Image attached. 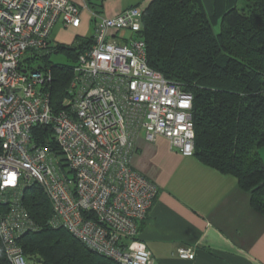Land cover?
Masks as SVG:
<instances>
[{"label": "built area", "instance_id": "obj_1", "mask_svg": "<svg viewBox=\"0 0 264 264\" xmlns=\"http://www.w3.org/2000/svg\"><path fill=\"white\" fill-rule=\"evenodd\" d=\"M72 0H0V239L10 264H29L18 238L35 227L22 203L38 184L50 222L119 264H159L140 239V222L158 192L131 158L142 130L169 139L185 156L195 152L193 95L153 69L139 36L143 9L109 17ZM91 13L92 45L79 55L67 109L54 111L46 89L54 27L78 28ZM39 61L41 66H34ZM50 125L60 153L35 143V125ZM177 255L194 259L192 248Z\"/></svg>", "mask_w": 264, "mask_h": 264}, {"label": "trees", "instance_id": "obj_2", "mask_svg": "<svg viewBox=\"0 0 264 264\" xmlns=\"http://www.w3.org/2000/svg\"><path fill=\"white\" fill-rule=\"evenodd\" d=\"M139 36L146 43L148 64L193 95L194 155L234 175L264 215V0H151L143 8ZM93 42V30L70 47L51 40L49 51L40 56L42 63L63 52L74 62L44 63L52 72L46 89L54 111L67 109L74 67ZM31 133L35 143L60 153L50 125H35ZM22 203L36 223L18 238L26 259L119 264L52 225L51 203L38 184L24 190ZM8 209L9 203L1 201L0 212ZM0 264H10L1 239Z\"/></svg>", "mask_w": 264, "mask_h": 264}, {"label": "crops", "instance_id": "obj_3", "mask_svg": "<svg viewBox=\"0 0 264 264\" xmlns=\"http://www.w3.org/2000/svg\"><path fill=\"white\" fill-rule=\"evenodd\" d=\"M72 1L112 17L151 0ZM81 15L77 29L91 20L88 9ZM260 154L264 160V147ZM131 165L158 185L139 235L159 264H264V215L234 175L196 155H183L164 136L148 140L144 130L136 138ZM183 246L194 250V259L177 255ZM29 264L41 263L30 259Z\"/></svg>", "mask_w": 264, "mask_h": 264}, {"label": "rangeland", "instance_id": "obj_4", "mask_svg": "<svg viewBox=\"0 0 264 264\" xmlns=\"http://www.w3.org/2000/svg\"><path fill=\"white\" fill-rule=\"evenodd\" d=\"M205 1H208V0H205ZM147 4L140 6V8L143 9ZM207 6L209 7V2H207ZM216 28L218 29V25L216 26ZM91 35H92V26L90 25L89 18H88L86 23H84V25L80 29L72 28V27L65 28V27H62L60 24L57 25L53 29L52 40H54L55 45L61 44V45H66L70 47L74 45V43L77 41L79 37L85 38V37H90ZM45 62L50 65H57V64L71 65L72 63H74L73 59H71L69 55L63 52L52 54L50 57H48L47 61L45 60L42 63L44 64ZM39 63H40L39 61H35L34 66H38ZM28 261L30 262V260Z\"/></svg>", "mask_w": 264, "mask_h": 264}]
</instances>
